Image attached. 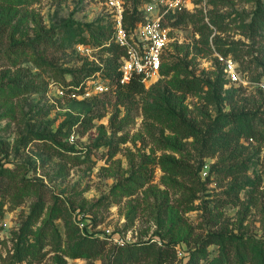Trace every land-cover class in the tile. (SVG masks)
Returning a JSON list of instances; mask_svg holds the SVG:
<instances>
[{"label":"trees","instance_id":"obj_1","mask_svg":"<svg viewBox=\"0 0 264 264\" xmlns=\"http://www.w3.org/2000/svg\"><path fill=\"white\" fill-rule=\"evenodd\" d=\"M38 1L40 0H0V63L16 67V71L7 79L3 78L0 83V100L9 103L27 93L46 91L52 82L62 86L65 93L72 90L82 93L86 87L85 81L99 72L108 81L113 96H106L100 103H96V107L84 115L81 121H70L59 128L72 130L77 126L79 134L85 135L94 127L95 119L106 116L109 107L116 110L110 119L113 133L119 131L120 126L116 125L119 111L122 108L132 109L137 97H141L143 111L150 123L162 130L160 141L163 148L179 149V145L191 139V145L198 155V164L189 162L183 156L168 153L160 156L143 153L138 162L130 155L132 172L116 185L122 195L137 193L152 181L156 168L160 167L165 173V183L171 188L182 189L183 194L178 199L177 206L188 211L202 185L199 172L205 159L218 154L226 155V160L222 162L224 166L217 170L225 177L237 178L248 173L254 160L246 157L248 147L244 141L257 142L259 148L256 153L260 152V147L264 144V90L259 91L261 98L256 99L230 87L226 88L225 95L221 97L217 91L223 92L228 84L223 71L213 79L203 78L189 69L192 60L184 64L180 60L171 65L162 64L159 76H170L174 72L177 75L157 88H154L153 82L151 89L147 88L139 75H133L129 82L121 83L120 67L127 52L113 39L115 26L73 20L57 27H48L28 11V7ZM148 1L150 0H133L131 6L129 1H124L122 22L127 33L130 34L139 23L146 21V15L140 6ZM209 2L219 6L226 4L227 0ZM15 19L18 23H14ZM25 21L34 24V35L25 32ZM162 25L171 29L191 25L199 34L193 46L196 50L193 57L207 50L215 51L223 58H231L239 64L238 71L247 73L246 77L251 82L264 84V0H255L251 13H238L233 18L220 11L205 13L202 8L194 11H169L163 16ZM234 25L239 38L227 36ZM75 44L99 47L105 57L99 62L85 61L79 68L71 70L59 66L49 55L50 52L66 51ZM189 51L186 50V57L192 53V50ZM28 61L38 72L22 65ZM67 75L70 76L69 79ZM203 93L205 104L219 103L222 98L227 110L221 107L214 116L206 114L204 120L191 116L184 99L189 95ZM104 94L107 95V92ZM166 131L171 133L168 137L165 136ZM45 137L48 136L38 135V138ZM121 141L126 142L127 139L121 138ZM101 143L108 149V161L120 151L119 143L112 137L104 136ZM45 145L50 154L68 158L73 165L93 163L90 153H85L84 157L65 155L53 145ZM20 170V165L0 167V234L4 229L1 224L4 205L9 199L16 207L23 204L31 194L36 198L29 212L22 216L19 225L11 230L10 236L0 238V264H44L51 253L57 256L59 264H66L65 257L91 259L108 252L110 264L178 262L176 242L172 240L160 242L156 238H148L139 242L116 243L88 231L83 234L78 227H70L68 238L65 239L56 220L69 218L70 207L55 194H50L52 204H49L46 184L42 180L22 176ZM259 177L261 178L260 175ZM260 178L253 181L255 189L259 188ZM182 180L186 183H181ZM233 193L238 195L239 189ZM106 205L109 207L111 202ZM45 212H48L46 217ZM177 214L178 211L172 209L170 216L173 222ZM210 246H215L214 254H211ZM182 264H264V240L230 234L225 229L213 231L199 242Z\"/></svg>","mask_w":264,"mask_h":264},{"label":"rangeland","instance_id":"obj_2","mask_svg":"<svg viewBox=\"0 0 264 264\" xmlns=\"http://www.w3.org/2000/svg\"><path fill=\"white\" fill-rule=\"evenodd\" d=\"M124 1L122 0V4ZM127 1L131 6L133 0ZM143 5L140 7L143 8ZM207 5L208 12L220 11L233 18L238 13H251L255 0H227L226 4L219 6L207 0ZM114 9L110 0H40L28 7V11L48 27H57L73 20L115 26ZM18 16L20 18L19 14ZM17 19L14 23H18ZM23 27L25 32L35 34L36 28L32 22L25 21ZM227 36L240 37L235 25ZM198 38L199 34L191 25L172 29L162 64L171 65L179 60L184 64L192 60L189 69L203 78L213 79L223 71L228 84L223 92L217 91L221 97L225 95L226 88L232 87L245 96L261 98L259 91L264 90V86L251 82L246 77L247 73L239 71L242 82H230L225 69L226 59L217 52L207 50L193 57L196 53L193 46ZM80 46L84 45L75 44L66 51L50 52L49 55L59 66L71 70L79 68L85 61L99 62L105 57L99 47L88 45L81 49ZM187 49L192 50V53L186 57ZM22 65L38 72L29 61ZM15 71L16 67L0 63V83ZM176 75L177 72H174L170 76L154 77V88L164 85L166 80ZM67 76L69 79L70 76ZM102 81L107 83L105 79ZM94 83L91 84V94L80 99L64 93L59 85L52 82L46 91L27 93L9 103L0 100V167L20 165L22 176L42 180L46 184L49 204H52L50 194H55L66 202L71 216L56 220L65 239L68 238L70 227H78L83 234L88 231L116 243L118 240L139 242L148 238H156L160 242L172 240L176 242L178 252L176 264L185 262L199 242L213 231L225 229L230 234L264 240V144L260 147V152L256 153L259 148L257 142L244 141L248 147L246 157L255 163H251L246 175L237 178L225 177L217 171L224 166L222 162L226 160V155L218 154L205 159L199 172L202 185L191 210L177 206L178 199L183 194L182 189L168 186L163 179L165 173L160 167L156 168L152 181L137 193L122 195L116 185L132 172L130 155L138 162L143 153L156 156L168 153L183 156L195 164H198V155L191 145V139L179 145V149L163 148L160 141L162 130L150 123L139 96L132 109L122 108L119 111L116 125L120 126V130L116 133H113L110 125V119L116 112L112 107L106 110L104 118L94 120V127L85 135L79 134L77 126L72 130H59L67 122L81 121L84 115L96 107V103H100L106 96H113L110 89L96 90ZM148 88L151 89V86ZM106 92L107 95L104 94ZM204 96V93L189 95L184 99L191 116L204 120L206 114L214 116L221 107L227 110L222 98L219 103L207 105ZM41 134L48 137L38 138ZM170 134L166 131L165 136ZM104 136L112 137L120 146L119 153L111 161L107 160V147L101 143ZM121 138H126L127 141L122 142ZM45 144L53 145L65 155L84 157L85 153H90L93 163L73 165L68 158L50 154ZM258 178L261 181L259 188L255 189L253 181ZM182 182L186 183L184 180ZM237 188L239 193L235 195L233 192ZM35 198L31 194L23 204L16 207L9 199L4 205V215L1 218L4 229L0 238L10 236L11 230L19 225L22 216L29 212ZM108 202H111L109 207L106 205ZM172 209L178 211L175 222L170 216ZM47 214L45 212L44 217ZM209 249L211 254L215 253V246H210ZM109 254L110 252L91 259L65 258L66 264H110ZM44 264H59V261L51 253Z\"/></svg>","mask_w":264,"mask_h":264},{"label":"built area","instance_id":"obj_3","mask_svg":"<svg viewBox=\"0 0 264 264\" xmlns=\"http://www.w3.org/2000/svg\"><path fill=\"white\" fill-rule=\"evenodd\" d=\"M110 3L115 8L116 18V32L113 39L127 52V55L122 58L120 82L127 83L133 75H139L147 88L151 85L153 78L159 76L163 54L169 42V32L172 30L162 25L163 16L169 11L176 12L182 9L194 11L196 8H202L205 13L208 11L207 0H150L141 8L146 15V21L139 23L129 34L123 28L122 0H110ZM80 48L85 49L84 46H80ZM225 69L230 82L243 81L237 69V63L231 58L226 59ZM101 79L103 80L97 72L85 81L84 92L76 93L72 90L68 95L79 99L89 96L93 82H95L96 90L108 91L110 89L108 81L106 80L107 83H105ZM261 85L264 86V84ZM60 87L62 88V86ZM62 91L65 93L63 88ZM118 243L125 242L118 240Z\"/></svg>","mask_w":264,"mask_h":264}]
</instances>
